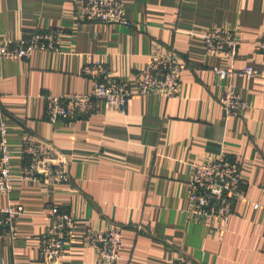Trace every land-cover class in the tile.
I'll list each match as a JSON object with an SVG mask.
<instances>
[{
	"label": "crops",
	"instance_id": "crops-1",
	"mask_svg": "<svg viewBox=\"0 0 264 264\" xmlns=\"http://www.w3.org/2000/svg\"><path fill=\"white\" fill-rule=\"evenodd\" d=\"M79 0H0V39L64 29L56 52L35 51L29 61L0 59V106L8 118L11 162L19 176L25 137L52 142L70 165L72 182L50 190L17 182L11 199L24 207L14 243L0 233V264H106L87 235L122 228L124 249L115 264H264V78L232 76L227 83L248 103L244 117L226 116L219 105L225 82L213 66L262 69L264 0H120L130 26L83 23ZM233 30L234 62L208 55L203 35ZM188 64L181 90L136 95L125 112L100 102L76 121L51 124L45 95L86 93L93 80L83 67L105 63L109 77L134 84L152 56L168 50ZM1 118V111H0ZM225 154L242 164L245 198L227 225L196 222L186 212L192 165ZM67 207L76 219L67 255L47 262L39 239L50 207ZM255 205H258L255 208Z\"/></svg>",
	"mask_w": 264,
	"mask_h": 264
},
{
	"label": "built area",
	"instance_id": "built-area-1",
	"mask_svg": "<svg viewBox=\"0 0 264 264\" xmlns=\"http://www.w3.org/2000/svg\"><path fill=\"white\" fill-rule=\"evenodd\" d=\"M125 6L120 0H79L75 12L83 23L130 26ZM64 35V29L57 28L27 33L17 40L0 39V59L29 61L35 51H59ZM203 40L209 56L234 62L239 38L233 30L212 29L203 35ZM259 52L264 57V31ZM231 65H215L212 68L216 80L225 82L219 105L228 117H244L248 103L227 80L232 76L264 78V64L262 69L250 66L235 69ZM188 67L174 49L162 56H152L139 72L134 84L136 89H133L129 80L110 78L105 63L87 64L82 74L93 80L92 89L82 94L45 95L46 119L51 124L73 122L94 113L100 102L125 112L129 101L136 95L163 93L169 97L177 96L181 90V74ZM0 111V193L9 196L17 182L37 184L50 190L69 185L72 182L69 162L52 142L36 136L25 137L19 144L17 150L26 157L27 162L23 163L19 176L14 175L11 155L15 149L10 143L8 118L1 106ZM187 186L186 212L192 220L227 225L235 214L237 204L245 198L242 164L225 154L206 163L193 164ZM23 215L24 207L11 199L7 206L0 207V233L10 243H14L19 236L18 223ZM75 229L76 219L69 209L63 205H52L47 232L39 239L41 258L47 262L62 261L67 255V244ZM86 241L103 263L115 264L122 258L124 245L120 226L90 233ZM168 264L193 262L178 258Z\"/></svg>",
	"mask_w": 264,
	"mask_h": 264
},
{
	"label": "trees",
	"instance_id": "trees-1",
	"mask_svg": "<svg viewBox=\"0 0 264 264\" xmlns=\"http://www.w3.org/2000/svg\"><path fill=\"white\" fill-rule=\"evenodd\" d=\"M22 158H24L23 163H26V162H27L26 157H25V156H22ZM231 159H232V158H231ZM233 160H234V159H233Z\"/></svg>",
	"mask_w": 264,
	"mask_h": 264
}]
</instances>
